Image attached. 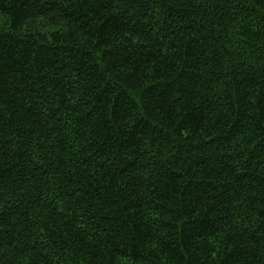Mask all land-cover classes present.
<instances>
[{
	"label": "trees",
	"instance_id": "obj_1",
	"mask_svg": "<svg viewBox=\"0 0 264 264\" xmlns=\"http://www.w3.org/2000/svg\"><path fill=\"white\" fill-rule=\"evenodd\" d=\"M0 264H264V0H0Z\"/></svg>",
	"mask_w": 264,
	"mask_h": 264
}]
</instances>
